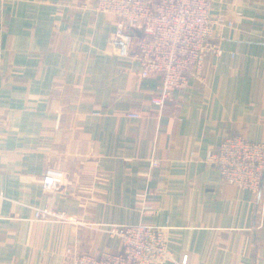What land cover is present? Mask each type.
Here are the masks:
<instances>
[{
    "label": "crops",
    "instance_id": "0c3cea01",
    "mask_svg": "<svg viewBox=\"0 0 264 264\" xmlns=\"http://www.w3.org/2000/svg\"><path fill=\"white\" fill-rule=\"evenodd\" d=\"M212 4L222 56L156 106L159 79L111 51L94 0H0V264L116 253L101 227L134 224L190 264H264V181L240 190L207 161L226 135L264 142V0ZM48 205L78 222L34 220Z\"/></svg>",
    "mask_w": 264,
    "mask_h": 264
},
{
    "label": "built area",
    "instance_id": "2783aa9c",
    "mask_svg": "<svg viewBox=\"0 0 264 264\" xmlns=\"http://www.w3.org/2000/svg\"><path fill=\"white\" fill-rule=\"evenodd\" d=\"M95 11L113 19L111 51L139 66L141 78L157 77L159 94L151 103L161 106L170 92L201 79L205 55L222 56L213 42V31L222 25L213 18L212 0H94ZM229 24V23H228ZM137 117L136 114H128ZM207 161L221 179L240 190L258 192L264 181V142H252L239 134L226 135ZM156 160L151 166H156ZM63 182L61 172L46 171L43 191L55 192ZM33 218L75 224L76 216L51 205L33 210ZM101 230L119 241L116 253L77 254L72 264H190L187 253L176 256L168 247L164 228L145 224L107 225Z\"/></svg>",
    "mask_w": 264,
    "mask_h": 264
}]
</instances>
